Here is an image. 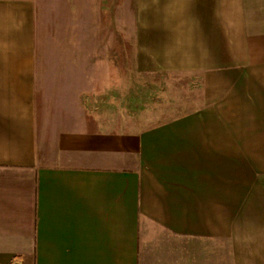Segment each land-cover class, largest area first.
Segmentation results:
<instances>
[{"label":"crops","instance_id":"crops-1","mask_svg":"<svg viewBox=\"0 0 264 264\" xmlns=\"http://www.w3.org/2000/svg\"><path fill=\"white\" fill-rule=\"evenodd\" d=\"M137 2L139 57L196 73V108L124 130L74 67L0 48V264H264V0Z\"/></svg>","mask_w":264,"mask_h":264},{"label":"rangeland","instance_id":"rangeland-1","mask_svg":"<svg viewBox=\"0 0 264 264\" xmlns=\"http://www.w3.org/2000/svg\"><path fill=\"white\" fill-rule=\"evenodd\" d=\"M8 1L22 5L14 21L5 18ZM137 1L0 0V34L28 40L0 48L32 49L40 66L74 67L84 97L91 94V109L116 117L124 130L163 125L194 111L200 79L189 71L154 69L139 57Z\"/></svg>","mask_w":264,"mask_h":264}]
</instances>
